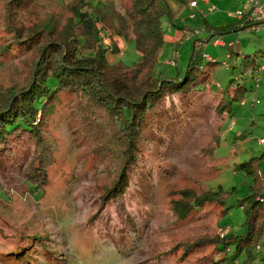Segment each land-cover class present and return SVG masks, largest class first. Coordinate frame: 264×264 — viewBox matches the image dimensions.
I'll list each match as a JSON object with an SVG mask.
<instances>
[{"label": "rangeland", "instance_id": "rangeland-1", "mask_svg": "<svg viewBox=\"0 0 264 264\" xmlns=\"http://www.w3.org/2000/svg\"><path fill=\"white\" fill-rule=\"evenodd\" d=\"M68 1L32 0L25 7L14 8L8 0H0V49L9 44L8 54L0 51V90L20 88L28 82L37 47L47 42L45 37L56 45L60 39L70 42L81 47L83 54L91 51L89 43L78 42L84 30L81 24H74L75 19L69 20L75 11L67 8ZM96 1L90 0L92 4ZM99 1L104 5L98 12L105 15L98 21L100 40L103 46L113 48L106 54L108 65L120 61L130 67L139 57L131 37V2ZM185 1L162 0L163 8L171 15L161 17L165 43L157 69L165 77L184 74L196 39L189 36L191 33L184 34L180 26L205 28L200 15L190 19L189 11L181 10ZM213 6L218 28L235 24L227 13L243 8L222 0H216ZM205 20L211 22L207 16ZM31 35L28 42L34 44L26 45L24 40ZM218 36L226 46H216L218 63L210 70L208 80L187 97L167 96L158 104L155 123L145 130L149 139L145 161L133 175L129 190L111 201L103 196L112 175L85 144L86 136L77 132L80 121L71 115V95L65 90L55 94L48 112L50 131L59 146L48 184L37 190L15 166V160L10 166L5 162L0 166V181L8 189L5 193L0 187V251H13L19 243L27 250L14 263V255H0V264H216L222 252L217 253L211 244L216 239H210L225 226L236 234L245 231L244 211L237 200L249 194L253 177L245 169H236L235 164L255 161L264 193V144L258 143L264 138V70L258 73L257 83L255 70L242 71L245 54L261 52L255 60L257 64L264 62V36L250 29ZM11 39L20 44H12ZM175 44L181 57L177 67L166 63L173 57ZM240 47L243 55L236 54ZM117 70L111 68L110 73L119 77ZM231 79L248 90L252 87L245 97L253 93L256 106H251L249 100L245 105L238 102L230 114L219 115L215 104ZM48 85L56 87L51 78ZM214 134L216 138L212 139ZM218 184L226 190L234 188L226 214L218 217L205 206L195 208L184 218L179 216L176 201L182 189L197 192ZM203 214L209 216L201 220ZM21 235L23 240L19 241ZM197 240L209 245L193 249L197 248L193 245ZM184 244L192 247L181 255ZM254 251L258 258L263 256V242ZM226 254L232 256L230 251ZM244 257L240 253L227 264H239Z\"/></svg>", "mask_w": 264, "mask_h": 264}, {"label": "trees", "instance_id": "trees-1", "mask_svg": "<svg viewBox=\"0 0 264 264\" xmlns=\"http://www.w3.org/2000/svg\"><path fill=\"white\" fill-rule=\"evenodd\" d=\"M31 1L8 0V5L20 8ZM130 2L128 13L133 21L131 37L139 51L138 60L130 67L120 61L108 65L106 54L113 48L103 46L99 35L101 26L98 21L105 18L100 13L103 2L98 0L92 4L90 0H69L67 8L75 11V16L69 20L75 19L74 24H81L84 30L79 41L76 38L73 40L79 44L89 43L91 51L83 54L81 47L70 42L60 39V44L56 45L54 40L45 37L47 42L37 47L28 82L20 88L12 86L0 90V166L4 162L10 166L15 160V166L23 171L24 178L37 190L48 184L49 170L56 164L55 154L59 142L50 131L48 112L56 93L65 90L71 95V115L74 120L80 121L77 132L86 136L85 144H89L92 153L104 161V170L111 173V182L103 196L111 201L129 190L133 175L145 161V146L149 140L145 130L155 123L158 104L167 96L187 97L194 93L195 87L208 80L210 70L218 63L204 59L193 48L184 74L165 77L157 69L165 43L161 17L167 11L163 8L162 0ZM87 7L91 9L88 11ZM167 14L171 17L170 13ZM236 29L237 26L229 24L216 27L213 32L223 34ZM31 37L24 40L26 45L34 44L28 42ZM11 43L20 44L19 41L13 43L12 39ZM8 45H2L0 51L8 54ZM260 53L247 54L242 58L244 73L247 68L252 73L260 65L255 60ZM111 68L118 69L119 77L110 73ZM50 78L56 83L55 89L48 85ZM235 80H230L231 89L227 86L221 90V96L215 104L219 115L230 114L233 104L241 102L247 92L252 91V87L248 90ZM213 138H216V134ZM235 167L238 170L245 169V173L253 177L249 194L237 200L244 211L245 231L242 234L228 231L223 236L217 233L215 238L210 239H216L211 244L217 253L222 252L215 263L227 264L230 259L234 260L244 253L245 257L239 264H264V255L258 258L254 251L260 242L264 244L262 180L255 161H244L235 164ZM0 187L4 188L5 193L8 192L1 181ZM233 190H226L220 184L197 192L184 188L176 201V208L181 210L179 216L184 218L195 208L208 206L220 217L229 209L227 201ZM207 216L209 214H203L201 220ZM18 240L22 241L23 236L18 237ZM193 245L197 246L193 249H198L209 243L202 244L197 240ZM183 247L180 248L181 255L192 245L184 244ZM13 248V251H0V255H14L16 259H11L14 263L25 253V248L20 243ZM227 251L232 252L230 258Z\"/></svg>", "mask_w": 264, "mask_h": 264}, {"label": "crops", "instance_id": "crops-1", "mask_svg": "<svg viewBox=\"0 0 264 264\" xmlns=\"http://www.w3.org/2000/svg\"><path fill=\"white\" fill-rule=\"evenodd\" d=\"M190 1H192V0H186L185 3H184L185 4V7L183 9H181V10L182 11L183 10L189 11L188 17L190 19H195L197 16L200 15L202 17L203 24H204L205 28L188 29L187 27H184L183 25H181V26L179 25V26L183 30V33L184 34L191 33L189 35L190 37L196 36V39H194V42L192 44L191 51L194 48L195 50H198V52L201 55L204 54V55H207L210 58H211V56H213L212 59L214 61H216V46H223V45L226 46V44H224V42L222 41V39L219 38L218 34L216 35V33L213 32L214 29L216 28V12H215L214 6H213L215 4L216 0L215 1L214 0H195L196 1V6H190V4H189ZM246 1L247 0H222L223 3H231L232 2V4H234L235 7L238 6V5H241L242 7H245ZM260 1L263 2L264 0H260ZM235 9H237V8H235ZM228 13H227V15L229 16ZM191 14H194V16L191 17ZM206 16L209 19V21H211L209 24L206 23V20H205L206 19ZM229 17H231V16H229ZM231 18H233V17H231ZM233 19L236 22L234 25L237 26V29L236 30L229 31V32H237L238 33L240 30H246V31H248L250 29L252 31H256V32H259V33L262 32V35L264 36V28H260L258 30H253V29H251V27H249L250 24H251V20L249 18H244V19L233 18ZM168 30H170L169 27H168ZM195 30H199V32L197 34H194V31ZM229 32H225V33H223L221 35H225V34H227ZM214 38L220 39V41H221L222 44H213L212 43V39H214ZM200 41H202L203 43H200ZM210 42L212 43L211 45H210ZM231 42L232 41H229L228 42V46L229 47L231 46ZM238 43H240V42H237L236 44H238ZM236 44L234 46H236ZM242 48L243 47L238 48V52L236 54L243 55L242 54ZM175 49H176V44H175L174 50ZM214 49H215V51H214ZM208 52L211 55H208ZM190 54H191V52H190ZM245 55H247V54H245ZM226 56L227 57H230L231 55H228L227 54ZM243 57L244 56H242V58ZM180 59H181V57L179 56V52H177V50H175L174 51V54H173V57H171L170 60H167L166 63L167 64H170L172 66H176L177 67L176 61L177 60H180ZM171 60H174L175 61L174 64H171L170 63ZM254 93H255V91H254ZM253 95L254 94L252 93L248 98L245 97L244 100L246 101V103H247V100H249L250 103H251V101L253 99ZM245 104H243V105H245ZM255 106H256V104H255ZM233 123H234V126H235L236 125V121H234ZM237 134H238V132L235 133V135H237ZM258 143H259V140H258Z\"/></svg>", "mask_w": 264, "mask_h": 264}, {"label": "built area", "instance_id": "built-area-1", "mask_svg": "<svg viewBox=\"0 0 264 264\" xmlns=\"http://www.w3.org/2000/svg\"><path fill=\"white\" fill-rule=\"evenodd\" d=\"M190 6H196V1L192 0L190 1ZM213 8V7H212ZM229 16L233 18H243L245 15H247V18H249L252 21L251 29L258 30L260 28H264V2H261L259 0H247L245 3V7L242 9L235 10L234 12H229ZM191 17H193V14H191ZM199 30H195L194 34H197ZM200 43H203L200 41ZM213 44H222L221 41L218 38L212 39ZM204 59H210L207 55H202ZM174 60H171L170 63L174 64ZM225 66H227L226 63H224ZM264 70V63L259 66L255 70L256 78L255 81H259V72ZM257 102L256 98L252 99L251 106H254V104ZM242 105L246 103L245 100H242L240 102ZM259 142L261 144H264V139H260ZM229 231L228 226L222 227L219 229L220 236L225 235Z\"/></svg>", "mask_w": 264, "mask_h": 264}, {"label": "bare ground", "instance_id": "bare-ground-1", "mask_svg": "<svg viewBox=\"0 0 264 264\" xmlns=\"http://www.w3.org/2000/svg\"><path fill=\"white\" fill-rule=\"evenodd\" d=\"M259 1H260V0H259ZM261 2H262V1H261ZM263 2H264V1H263ZM193 16H194V14H193ZM244 18H247V15H245L243 18H238V19H244ZM251 24H252V21H251ZM251 24H250V26H251ZM250 26H249V27H250ZM219 40H220V39H219ZM210 59L213 60L212 58H210ZM263 63H264V62H263ZM263 63H262V64H263ZM262 64H260V65H262ZM260 65H259V66H260ZM259 66L256 67L254 70H256L257 68H259ZM256 83H257V82H256ZM256 85H257V84H256ZM261 139H264V138H261ZM259 140H260V139H259ZM259 143H260V142H259Z\"/></svg>", "mask_w": 264, "mask_h": 264}]
</instances>
